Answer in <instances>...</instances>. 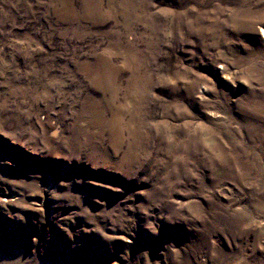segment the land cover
Listing matches in <instances>:
<instances>
[{"label": "rangeland", "instance_id": "1", "mask_svg": "<svg viewBox=\"0 0 264 264\" xmlns=\"http://www.w3.org/2000/svg\"><path fill=\"white\" fill-rule=\"evenodd\" d=\"M264 0H0V264H264Z\"/></svg>", "mask_w": 264, "mask_h": 264}, {"label": "bare ground", "instance_id": "2", "mask_svg": "<svg viewBox=\"0 0 264 264\" xmlns=\"http://www.w3.org/2000/svg\"><path fill=\"white\" fill-rule=\"evenodd\" d=\"M262 31H263V33H264V29H263Z\"/></svg>", "mask_w": 264, "mask_h": 264}]
</instances>
